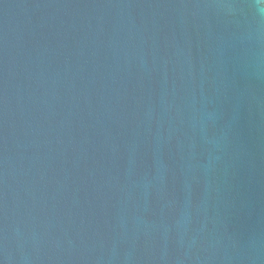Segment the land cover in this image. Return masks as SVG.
Instances as JSON below:
<instances>
[{"label":"water","instance_id":"95a60500","mask_svg":"<svg viewBox=\"0 0 264 264\" xmlns=\"http://www.w3.org/2000/svg\"><path fill=\"white\" fill-rule=\"evenodd\" d=\"M0 264H264V0H0Z\"/></svg>","mask_w":264,"mask_h":264}]
</instances>
